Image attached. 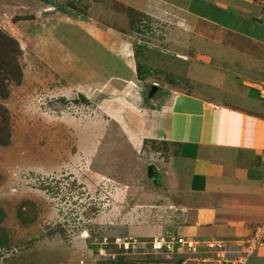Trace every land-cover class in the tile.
I'll return each instance as SVG.
<instances>
[{"label": "rangeland", "instance_id": "rangeland-1", "mask_svg": "<svg viewBox=\"0 0 264 264\" xmlns=\"http://www.w3.org/2000/svg\"><path fill=\"white\" fill-rule=\"evenodd\" d=\"M39 1L0 0V264H177L142 243L183 219L155 193L154 158L129 149L121 127L72 88L79 62L51 38L49 5ZM44 1L86 25L120 15L139 32L130 38L139 64L152 44V66L138 70L147 98L152 84L186 86L169 72L185 55L173 21L159 25L120 0ZM104 238L109 260L98 253Z\"/></svg>", "mask_w": 264, "mask_h": 264}, {"label": "crops", "instance_id": "crops-1", "mask_svg": "<svg viewBox=\"0 0 264 264\" xmlns=\"http://www.w3.org/2000/svg\"><path fill=\"white\" fill-rule=\"evenodd\" d=\"M120 1L147 18H160L159 25L176 24L174 47L180 51L184 45L185 55L169 72L186 86L165 81L147 98L142 80L147 76L138 70L152 66V44L139 64L130 39L139 32L127 30L120 15L108 24L86 25L40 0L49 5L43 10L51 17V38L67 47L68 60L79 62L72 88L121 127L129 149L154 158L149 165L159 176L155 193L164 196L163 206L183 215L168 231L197 239L248 235L254 225L264 223L261 5L250 0ZM60 16L71 22H59ZM165 41L161 37V44ZM90 45L98 47L97 54H89ZM248 264H264V245Z\"/></svg>", "mask_w": 264, "mask_h": 264}, {"label": "built area", "instance_id": "built-area-1", "mask_svg": "<svg viewBox=\"0 0 264 264\" xmlns=\"http://www.w3.org/2000/svg\"><path fill=\"white\" fill-rule=\"evenodd\" d=\"M250 1L261 5L264 17V0ZM260 97L264 99V85L260 90ZM126 242L127 245L132 244L129 240L122 241V244L126 245ZM108 243L106 238L99 242L98 253L104 258L109 257L104 248ZM142 243L147 244L145 247L152 254L163 253L169 258L181 254L178 255L180 264H248L253 252L264 245V223L254 225L251 233L234 240L197 239L165 230L154 235L150 241Z\"/></svg>", "mask_w": 264, "mask_h": 264}, {"label": "water", "instance_id": "water-1", "mask_svg": "<svg viewBox=\"0 0 264 264\" xmlns=\"http://www.w3.org/2000/svg\"><path fill=\"white\" fill-rule=\"evenodd\" d=\"M158 90V86L155 85V84H152L150 86V90L148 92V96L149 97H152L153 94ZM147 172H148V176L151 177V178H154V170H153V167L151 165L148 166V169H147ZM156 182V180H154Z\"/></svg>", "mask_w": 264, "mask_h": 264}, {"label": "trees", "instance_id": "trees-1", "mask_svg": "<svg viewBox=\"0 0 264 264\" xmlns=\"http://www.w3.org/2000/svg\"><path fill=\"white\" fill-rule=\"evenodd\" d=\"M58 9L64 11V10L62 9L61 6L58 7ZM65 12H67V11H65ZM74 14H75V13H74ZM152 255H154L156 258H159V257H160V254H152ZM106 258H107V257H106ZM170 258H172V259H170L171 261H174V262L177 263V264H180V262H181V259H180L179 256L170 257ZM107 259L109 260L110 258L108 257Z\"/></svg>", "mask_w": 264, "mask_h": 264}]
</instances>
